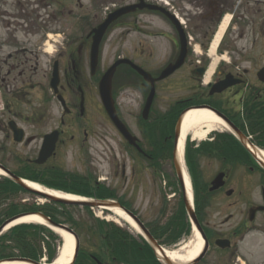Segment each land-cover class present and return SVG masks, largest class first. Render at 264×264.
<instances>
[{"label": "flooded vegetation", "instance_id": "1", "mask_svg": "<svg viewBox=\"0 0 264 264\" xmlns=\"http://www.w3.org/2000/svg\"><path fill=\"white\" fill-rule=\"evenodd\" d=\"M124 6L130 12L107 30L111 33L117 27L124 28L119 34L125 36L127 49L118 58L128 60L157 79L168 65L177 62L181 49L185 51L181 67L155 82L149 115L143 121L140 115L150 84L129 64L116 68L113 96L118 99L120 87L125 84L130 91L127 98L136 106L135 126L129 121L126 124L137 136L141 149L129 146L136 155L137 161L131 157L136 164L142 165L139 159L152 163L158 156L153 157L154 151L173 148L180 116L192 108L214 110L244 136L249 132H264V74H258L264 70V0H0L1 166L15 173L13 166L28 161L35 169L42 141L54 130L58 131V138L54 153L46 163L55 160L60 148L68 142L83 153L90 132L79 125L86 114V111L81 113L80 100L83 98L85 106L89 89L98 94V82L104 72H97L99 63L94 70L90 68L92 31L108 14ZM227 17L218 48L211 53L212 40ZM70 20L84 24L76 45L48 54L46 45L52 22ZM215 60L217 71L205 82L207 67ZM115 61L116 58L112 64ZM54 67L59 75L57 95L64 100L68 112L62 110L58 126L38 137L32 132L48 123L51 103L60 106L50 85ZM118 79L124 82L120 84ZM221 83L234 84L216 92ZM169 95L173 98H168ZM116 105L120 116L117 101ZM67 122L71 125H65ZM6 145L14 150L17 146H32L33 151L30 157H21L17 152L8 151ZM191 148L194 161L207 163L200 169L204 180L206 170L212 165L218 167L215 175L206 180L205 194L202 192L197 197V218L204 240L201 252L191 264H264L261 246L264 213H251L264 204V185H261L264 171L258 161L245 147L244 139L239 141L229 128ZM237 167L244 177L237 174ZM141 168L137 170L139 174H142ZM156 173L151 175L153 182L158 181ZM221 173L224 186L209 191L210 183ZM135 177V170H130L126 183ZM239 178L247 185L241 190L233 189L232 184L237 185ZM136 180L142 183V179ZM121 256L99 253L93 258L90 255L86 264H120L117 259L134 257ZM146 264L165 263L151 260ZM173 264L190 263L173 261Z\"/></svg>", "mask_w": 264, "mask_h": 264}, {"label": "rangeland", "instance_id": "2", "mask_svg": "<svg viewBox=\"0 0 264 264\" xmlns=\"http://www.w3.org/2000/svg\"><path fill=\"white\" fill-rule=\"evenodd\" d=\"M52 24L53 26L50 32L53 35L52 38H50V42L47 44L48 49L52 48V51L56 50L57 48H63L61 51H64L69 47H74L77 43V41L74 40L78 35L82 34L81 30L83 29L84 25L83 22L77 20H70L69 22L62 23L52 22ZM120 31H124V28L121 26L117 27L115 31L107 33L106 37L104 38L100 47V59L97 72L102 73L112 64L114 58H116L118 55H124L125 49H127V41L124 35L119 34L121 33ZM2 34L3 33L0 32V35ZM121 81L124 82V80L121 79L120 84H122ZM121 86L122 87H120L121 90L117 99L121 111L120 116L122 117V120L125 124L128 125L127 122L129 121L135 126L136 121L134 114L136 113V106L133 105V103H131L127 98L128 89L124 88L125 84H122ZM128 92L130 91L128 90ZM167 97L173 98L172 95ZM85 107L86 114L84 115L83 122H79V125L83 128L86 127L89 130L90 135L88 140L83 145V153H80L74 144L68 142L63 145L62 148H60L55 160L45 163L39 168L35 167V169L28 164V161H22L19 166L17 165L18 167L13 166L15 173L22 174L23 176L29 175V173H36L40 175L43 180L59 182L60 178L56 177L57 174L55 173L57 170H61L68 175L77 174L82 177H90L91 180L96 179V182L100 181L102 185L114 193L116 201L122 200L124 203L129 205V207L136 213L142 223L146 224L147 226L159 225V228L164 232L170 230L167 228V220L177 205H179L178 203L180 200V195L178 196L179 191H177L178 189L176 186V176L173 171L171 160L165 159L163 161H159V163L161 162L159 165H154L152 163L157 161V159L149 164L146 161L139 159L142 165L136 164L131 159V157L134 156L137 161L136 155L127 149L125 141L120 137L117 130L111 124L105 113L103 114L98 94H94L91 89L87 91V102ZM60 113L61 107L55 102H52L50 114L51 117L48 119V123L37 128L36 130H33L32 134H37L38 137H40L42 133L48 131L50 128H56L58 126ZM129 114L132 116H129ZM39 122L44 124L43 119H40ZM65 125L71 124L67 122ZM217 128L218 130L223 131L221 126H218ZM66 135L69 136L70 133H67ZM219 135L222 134L219 133ZM211 138L212 136L210 134L206 140L210 141ZM259 138L263 140L264 143V132H261ZM38 146L39 142L37 144V149ZM16 148L17 149L14 150L6 145V149L8 151L17 152L21 155V157H30V153L33 151L32 146H17ZM196 163V173H200L202 164H207L198 160ZM157 166L158 175H156V179L160 178V180H155L153 182L150 178L152 173H155V167ZM140 168L142 170V174H139L137 171ZM217 168L218 167L212 165L210 169L206 170L208 174L205 175L204 182L210 179L208 178L209 176L215 175ZM238 168L239 167H237V169ZM132 169L135 170L136 177L133 181H130V183H126L130 175V170ZM123 173L124 176L122 175ZM237 174L241 177H244L242 176L243 173L240 172L239 169ZM4 178L5 176L0 174V182L3 181ZM136 178L142 179V183L140 180L137 181ZM68 180V178L65 179V181ZM254 180L255 183H257L256 176L254 177ZM198 185L201 186L200 181L198 182ZM246 185V181H240L239 178L237 185L234 182L232 184V188L241 190L242 187H245ZM10 203L20 205L21 208H29L35 205L42 206V204L48 202L43 198L38 197L36 194L34 195L30 192L20 191L17 194L10 196L8 199L0 202V224L7 216L5 212L7 211L8 205ZM178 209L179 207L176 208V210ZM59 211L62 210L59 209ZM105 214L102 213V209L95 208L89 211L80 207H67L65 210H63L62 215L60 212H58L57 215L61 217L60 219L67 222L66 225L70 228H73L79 238V250L74 260V264L76 261L78 263H80V261L81 263H84V261L87 259V253H94L97 248H99V250L102 249L99 247L101 243V233L98 231V223L95 219L110 222L112 225H116V227L127 233V235L124 236L126 241L125 243L122 239L110 238L113 240L115 249L119 248L118 250H122V248H124L125 250L129 251L128 247L126 246L128 241L133 239L140 241L138 232L132 229L128 224L124 223L122 225H118L112 220L106 219L107 216L112 215L111 213L109 215ZM69 219H73L77 225L70 223ZM262 221L264 220L262 219ZM163 222L165 223L162 224ZM26 225L30 224L26 223ZM172 225L174 226L173 223H171V226ZM36 226L43 227L40 225ZM11 229L2 233L3 236L0 235V255L10 256L12 254L14 256L16 255L15 253H17L15 250L16 247H14V243L10 238ZM106 233L108 232L103 231L102 234L105 235ZM53 234L57 236L58 240L53 242L52 247H54V245L56 246L57 256H59V252L63 245V240L58 234L54 232ZM39 236H41V241H43V239L44 242L47 241L46 233L44 231L39 232ZM191 237L192 235L188 234L187 239ZM48 242H51V240ZM131 255L135 256L134 254Z\"/></svg>", "mask_w": 264, "mask_h": 264}, {"label": "bare ground", "instance_id": "3", "mask_svg": "<svg viewBox=\"0 0 264 264\" xmlns=\"http://www.w3.org/2000/svg\"><path fill=\"white\" fill-rule=\"evenodd\" d=\"M229 17L224 20L223 24L221 25L220 32L217 34L215 37L211 51L214 52L216 49V46L220 40L222 31L224 30L227 22H228ZM48 52H52V48L48 49ZM216 67V63L211 64L205 74V80L208 81L212 77L214 70ZM218 126H223V123L221 122L220 119H218L214 114L210 113L207 110L199 109V110H191L188 111L182 118V123H181V129L178 133L179 135V140H178V154L181 160V155H182V150L184 148V143L186 142L188 137H191L193 140H198L202 141L204 140L210 133L215 131V129ZM260 150V149H259ZM254 150V152H257V156L260 160L264 161V150L259 151ZM0 174L3 175V173L0 171ZM184 180H185V197L187 200L191 201V188H190V182L188 180L187 175L184 173ZM30 187L33 189H36L38 191H41L45 194L54 196V197H60V198H65V199H70V200H81V198H78L76 196L60 192V191H55L48 189L46 187L41 186L40 184L32 181H26ZM112 212V215L107 216V220H112L118 225H122L124 223L128 224L132 229L135 231H138L136 225L127 217L124 215V213L118 209V208H111L110 209ZM101 214V213H100ZM44 220L38 216V215H32V216H23L20 217L12 223H10L4 231L9 229L10 227L14 225H20V224H26V223H43ZM56 234H58L62 240H63V245L62 248L59 252V256L55 259L53 264H69L72 260V256L74 253V246H75V240L74 238L67 232L59 230V229H53ZM192 243L190 245V249H182L176 251H167L165 250V254L168 256V258L171 261L177 260V261H182V262H189L191 261L197 253L200 251L202 247V235L200 232L193 231L192 232ZM158 255H162V253L159 252L158 249H156ZM0 264H28L25 262H17V261H11V262H3Z\"/></svg>", "mask_w": 264, "mask_h": 264}, {"label": "trees", "instance_id": "4", "mask_svg": "<svg viewBox=\"0 0 264 264\" xmlns=\"http://www.w3.org/2000/svg\"><path fill=\"white\" fill-rule=\"evenodd\" d=\"M58 177H63V175H57ZM31 180L34 181H39L43 184H46L49 187L57 188L64 190L66 192H70L76 195H81L85 197H92V198H97V199H108V198H114V194L105 189V188H99L95 189L94 187L90 186L88 182H83L81 178H77L75 176H70L71 179H69L71 182L70 184H67L65 181L62 180V182H51V181H45L42 180L38 176H30L29 177ZM22 191L17 185H15L13 182L10 180H3L0 182V202L8 199L10 196L17 194L18 192ZM64 208V207H63ZM36 211H42L45 215L49 216L51 219L58 223H64L61 221L57 215L56 212H58L57 207H52V206H46V207H20V205L10 203L8 205L7 211L5 212L6 215L8 216H13L21 212H36ZM171 221L174 223V226L172 225L169 227L170 231L172 234L176 233L177 236L180 235V233L183 231L184 224L186 221L184 209L182 203H180V207L178 212L175 214V217L171 219ZM99 223L98 226V231L102 234L103 231H106V238H118V239H124V235L122 236L118 229H114L111 227H104L102 224L107 225L106 223L102 221H97ZM101 225V226H100ZM178 228V229H177ZM44 231L46 233V237L48 241L51 240V242L45 241V245L47 248V260L48 262H51L55 256H56V249L55 245L52 247L53 242L58 240L57 236H55L50 230L44 228V227H39L36 225H20L16 226L10 231V238L12 239L14 243V247L17 254L16 256L19 257H25L29 258L35 261H39V259L42 257V242L41 241V236H39V232ZM14 233V236H13ZM124 242V240H123ZM110 246V245H108ZM133 250L132 253H137V254H143L144 251H140L137 249L138 247L136 245L132 246ZM119 249V248H118ZM117 249V250H118ZM114 250L117 254H126L128 253L127 250L122 248V250ZM148 254H151V251H147ZM5 256V255H4ZM10 256H13L12 254Z\"/></svg>", "mask_w": 264, "mask_h": 264}, {"label": "water", "instance_id": "5", "mask_svg": "<svg viewBox=\"0 0 264 264\" xmlns=\"http://www.w3.org/2000/svg\"><path fill=\"white\" fill-rule=\"evenodd\" d=\"M125 9L120 10L112 15H110L96 30H95V35L93 37V43H92V50H91V58H92V63H93V69L97 63V57H98V48H99V44L100 41L102 39V36L104 35L105 30L107 29V27L109 26V24H111L114 20H116L119 16L125 14ZM125 61H118L116 62L114 65H112L107 72L102 76L100 83H99V94H100V99L102 101V104L104 106L105 111L107 112L109 118L111 119V121L115 124V126L118 128V130L121 132V134L125 137V139L127 141H129L130 143H132V137L130 136V134L127 132L126 128L121 124V122L118 120L117 116H116V112L114 109V104L112 101V97H111V80H112V76L114 74L115 68L117 65H119L120 63H123ZM176 66H179L178 64ZM142 75H144L142 72H140ZM165 76V75H163ZM162 76V77H163ZM58 83V77L57 75L55 76V74L53 75L52 78V87L55 90L56 85ZM150 100L151 97L148 99V102L146 104V107L143 111V116L144 118L146 117V114L148 112V108L150 105ZM56 135L57 133L54 132L52 134H49L47 136H45L44 138V142L42 144V147L39 151V155H38V159L36 160L37 164H42L44 163L47 158H49L54 150V146H55V142H56ZM16 140H21L19 138H16ZM176 165V170L178 175L179 174V167L177 165V163L175 162ZM264 167V164L262 165ZM0 169H2L16 184H18L19 186H21L22 188L29 190V191H34L32 190L28 185H26V183L18 178L17 176H15L14 174H11L10 172H8L7 170L3 169L2 167H0ZM180 178V177H179ZM220 177L216 178L214 183H218L219 182ZM181 180V178H180ZM219 186V185H217ZM39 194L41 196H44L46 198H48L49 200L53 201V202H58L61 204H65V205H79V206H86V207H95V208H105V207H111V206H120L117 203H113L111 201H69V200H65V199H60V198H55V197H51L49 195H45L44 193H40ZM184 202H185V207L190 215V217L193 219V221L195 222V218H194V214L192 212V209L190 207V205L188 204L187 200L184 198ZM264 209V208H262ZM126 212V211H125ZM135 222L136 224L140 227V229L144 232V234L150 239V241L152 243H154V241L150 238V236L148 235L147 231L144 229V227L140 224V222L129 212H126ZM25 215L28 214H21L15 217H12L11 219L5 221L1 226H0V232L12 221L23 217ZM33 215H38L40 216L44 222H46L49 226L60 229V230H64L70 234H72L76 240V248H75V253L77 252V248H78V239L76 237V235L72 232V230H70L68 227L61 225V224H57L54 221H52L50 218L42 215L41 213H33ZM13 260H18V261H25L28 262L30 264H41V263H37L35 261L29 260V259H13Z\"/></svg>", "mask_w": 264, "mask_h": 264}]
</instances>
